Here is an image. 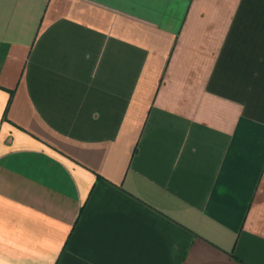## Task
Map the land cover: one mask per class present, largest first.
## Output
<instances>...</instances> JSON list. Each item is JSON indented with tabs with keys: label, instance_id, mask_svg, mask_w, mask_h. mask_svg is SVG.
<instances>
[{
	"label": "crops",
	"instance_id": "obj_1",
	"mask_svg": "<svg viewBox=\"0 0 264 264\" xmlns=\"http://www.w3.org/2000/svg\"><path fill=\"white\" fill-rule=\"evenodd\" d=\"M0 264H264V0H0Z\"/></svg>",
	"mask_w": 264,
	"mask_h": 264
}]
</instances>
